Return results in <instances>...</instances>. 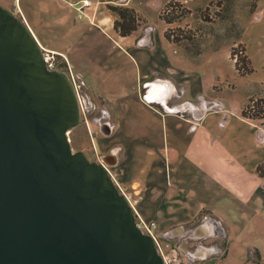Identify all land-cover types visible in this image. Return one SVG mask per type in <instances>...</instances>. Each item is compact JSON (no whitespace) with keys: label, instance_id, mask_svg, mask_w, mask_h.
Listing matches in <instances>:
<instances>
[{"label":"water","instance_id":"obj_1","mask_svg":"<svg viewBox=\"0 0 264 264\" xmlns=\"http://www.w3.org/2000/svg\"><path fill=\"white\" fill-rule=\"evenodd\" d=\"M78 115L68 77L0 6V264H164L104 165L72 151Z\"/></svg>","mask_w":264,"mask_h":264},{"label":"crops","instance_id":"obj_2","mask_svg":"<svg viewBox=\"0 0 264 264\" xmlns=\"http://www.w3.org/2000/svg\"><path fill=\"white\" fill-rule=\"evenodd\" d=\"M89 1L92 4L98 3L99 8H103L99 13L106 12V14L95 16L97 18L94 17V23L91 24L83 18L79 19L75 12L72 26L80 34L78 35L79 39L73 45L74 53L69 64L72 69L76 67L77 75L85 80L89 97H107L118 106L120 116L117 124L122 134L129 135L130 132H135L140 136L139 139L143 140L142 144L139 141H136L137 144H132V149H124L121 156L116 155L118 163H124L125 167H129L133 156L140 153L150 155L151 164L156 161L159 164L166 148L155 138L157 135L150 138L148 143L141 135L147 133L148 127L140 124L129 126V130L125 127L122 115L127 112L128 104L121 100L118 80L115 81L117 84L112 85L86 77L85 74L91 75V70L87 68L84 56L79 54V52L83 54L82 51L89 43H92L95 48L97 45L95 35L100 34L99 29L103 30L99 27L100 24H109L114 33L118 34L113 27L115 16L112 18L111 13L108 11L109 14L105 10L108 4L118 3L131 7L136 16L140 18L142 25L137 24V28L127 36L119 35L125 40L126 45H134L139 55L143 56L147 49L155 45L157 35L154 33V28L143 20L144 17L140 12L142 10L133 6L131 0H103V3L96 0ZM169 1L165 0L161 7ZM61 2L66 3L63 0ZM72 12L74 13V11ZM62 15H66V17L63 16L59 19L67 18L65 12ZM30 29L37 37L32 28ZM161 38L164 45L170 48L171 43L165 39L163 30ZM38 41L40 42L39 39ZM115 48L118 47L110 45L106 49L107 54L111 56ZM52 49L68 59L64 52ZM171 63L175 64L173 69L167 70L162 63L155 62L150 72L145 71L143 75L139 76L140 81H145L147 77L151 76L148 79L162 83L161 85L167 88V93L169 92L164 105L160 101L153 104L155 109L152 110V114H161L162 119L170 115L175 124V131L180 130L185 133L186 130L188 133V139L179 155H177V143H175L176 145L172 143L171 148H168L169 161L171 162L169 170L172 178L170 184L161 186L156 181L155 174L152 175V173L147 178L141 175L129 174L126 176V169L122 166L120 172L123 175L121 178L125 182L132 179L131 183H138V185L142 183L144 191L141 190L142 197L139 204L145 200L149 202L152 214L155 216L163 217L166 211L169 213L177 209L176 204L178 207L183 204L185 212L191 211L185 219L179 220L176 217L167 219L160 232H158V222L152 218L151 220L157 224L156 233L160 237L166 239L176 235L180 237H213L211 242L214 244L200 243L197 248L188 252V255L186 254L188 261L186 260L187 262L183 264H192L190 262L192 259L198 260L196 264H210L211 260L214 261L213 264H223V261L229 258L230 249L238 245L237 243H242L238 249L239 256L243 255V258H239L235 264H260L261 261L264 262L262 257V249H264V125H258L255 119L242 116L241 111L246 100L236 105L237 101L232 96L221 92L212 93L210 91L212 81L207 79L206 74L201 76V82H199L201 90H194L189 76L182 69L184 62L173 55ZM148 69H151L150 65L147 66ZM162 86L153 84V89L149 91L147 97L149 99L156 98L161 93ZM143 100L140 99V102L147 105V101ZM174 107L177 111L169 110ZM247 131H249V137L246 136ZM153 132L157 134L156 127L154 130L150 127V133ZM124 145L127 147L129 144L124 143ZM140 170L142 171L143 168ZM152 170L157 173L162 171L160 166H155ZM148 184L150 185L148 186ZM147 193H149V197H147ZM200 215L202 219L195 222ZM173 229L179 231L170 235L169 233ZM257 240L258 242H256Z\"/></svg>","mask_w":264,"mask_h":264},{"label":"rangeland","instance_id":"obj_3","mask_svg":"<svg viewBox=\"0 0 264 264\" xmlns=\"http://www.w3.org/2000/svg\"><path fill=\"white\" fill-rule=\"evenodd\" d=\"M96 1L103 3V0ZM164 1L131 0L133 6L142 10L140 12L144 17L143 20L153 26L154 33L157 35L155 45L147 49L143 56L137 53V48L134 45H126L125 40L114 33L109 24L99 25L103 30L99 29L100 34L95 35L97 42V45L94 44L95 48H93L92 43H89L86 49L82 51L83 54L79 52L80 56H84L87 61V68L91 70V75L85 74L86 77L98 82L102 81L104 84L111 83L113 85L119 82L121 100L128 104L127 112L122 115L125 127L128 129L129 126H134L132 123L134 119L135 126L140 124L149 128L147 133L141 134L145 141L157 135L155 138L163 143L166 148L159 164L157 161L151 164L150 155L139 153L137 156H133L129 167H125L124 163L108 167L116 176L124 192L130 196V200L139 215L146 221L154 218L158 222V232L164 228L167 219L176 217L182 220L191 211L185 212L183 204H180V207L176 204L177 209L169 213L166 211L163 217L161 215L155 216L152 214L149 202L145 200L139 204L142 191H144L142 190V183L141 185L131 183L132 179L125 182L121 178L123 175L120 172L121 166L126 169V176L129 174L141 175L147 178L152 173V175L155 174L158 184L164 186L168 183L169 185L172 178L169 170V163L171 162L169 161L168 148H171L172 143H177V155H179L188 139V133L183 129L185 133L180 130L175 131V124L170 115L162 119L161 114H152L153 108L149 107L146 102L144 103L147 105L140 102L142 98L138 93L139 76L143 75L145 71L150 72L155 62L162 63L167 70L173 69L175 64L171 63V60L174 55L184 62L182 69L189 76L194 90H201L199 82H201V76L206 74L207 79L212 81L210 91L232 96L237 101L236 105L246 100L245 106L252 103L250 102L251 99L257 103L256 101H260V98H264V0H172L178 2L179 5L176 6V12L171 22L165 21L169 17L166 13L162 16L165 19L159 17V9L161 8L160 14H163L165 9L164 6L161 7L165 3ZM114 5L121 4L114 3ZM0 6L12 11L17 17L20 16L18 11L21 10L30 28L40 40V44L46 50H51L54 53L56 62L57 60L60 61V58L57 51L52 48L64 52L68 57V63L72 61L73 45L79 39L78 35L80 34L72 26V18L75 16V10L72 6L62 3L60 0H0ZM101 10H103L102 7L99 8V11ZM63 12L67 14V18L61 20L59 18L66 17V15H62ZM109 12L113 18L115 14L112 13L111 9ZM109 12L107 11V13ZM103 14L106 12L97 13L96 16ZM137 24L142 25L138 17ZM162 30L165 39L171 43L170 48H167L162 41ZM166 33L170 34L171 39L166 38ZM175 38H177L176 41ZM110 45L118 47L113 49L111 56L107 54L106 50ZM147 64L151 66V69L147 70V66H149ZM73 70L76 73L77 68L74 67ZM116 80L118 81L115 82ZM91 115L99 116V112H93ZM255 120L258 125H264L263 119ZM150 127L153 130L156 127L157 134L154 132L151 134ZM90 128L93 131L94 143L101 142L103 144V141L98 139L102 136L98 132L96 124L93 126L90 124ZM133 130L136 131V129ZM118 134L117 131L109 141L107 138V142H122L117 138ZM68 136L71 138L73 136L74 139L69 140L72 150L77 147L90 154L92 142L88 138L83 122L77 127L70 128ZM246 136L249 137V131H247ZM139 138L131 137L135 140L134 143L137 144L136 141H139L142 144L143 140ZM119 145L112 146L110 150H108V144H104L102 147L97 146V152L99 155H114L113 153H116V147ZM120 151L116 153L117 156H121ZM155 166H160L162 171L159 173L153 171L152 168ZM141 168H143L142 171H145L142 172ZM146 195L149 197V193ZM201 219L202 216L200 215L195 222ZM211 239L213 237H180L176 235L175 237H167V239L161 237L160 241L164 254L170 259V264H183L188 261L186 254L188 255V252L197 248L200 243L204 245L214 244ZM182 240L184 242L183 249L180 248ZM237 244L230 249L229 258L223 261V264H235L239 258H243V255L239 256L240 251L238 249L242 243ZM261 247L263 248V245ZM172 248L174 252L171 251ZM262 257L264 258V249H262ZM190 262L196 264L198 260L192 259ZM209 262L213 264L214 261ZM260 264H264V262L261 261Z\"/></svg>","mask_w":264,"mask_h":264},{"label":"flooded vegetation","instance_id":"obj_4","mask_svg":"<svg viewBox=\"0 0 264 264\" xmlns=\"http://www.w3.org/2000/svg\"><path fill=\"white\" fill-rule=\"evenodd\" d=\"M60 1H62V0H60ZM63 1H65L67 4L72 6L76 12V15H77L76 9L80 5V2L82 0H78V1H74V2H68L67 0H63ZM94 5L96 7L94 14H93L92 9H89L86 7L83 9L85 15H83L81 17H78V16L77 17L79 19L83 18V19L87 20L88 23L93 24L94 19H91L92 14L94 15L93 16V18H94L97 15V13H99L98 3L94 4ZM109 5L110 4H108L106 6L107 11H110ZM10 12H12V11H10ZM18 12H19L20 16L19 17L16 16V17L19 18L21 21H23L29 27V24L25 20L24 15L21 12V10H19ZM36 39H37V37H36ZM37 41H38V39H37ZM39 44H40V42H39ZM57 55L60 58V61L57 60V62L55 63L56 64L55 65V71L62 72L68 77L71 85L74 88L76 98H77V102H78V110H79L78 121L71 128L77 127L81 124V122H83L85 129L87 130L88 138H89L90 142H92V145H93V146L92 145L90 146V154L82 151L81 149H78L77 147L75 148V150H72V151L73 152H82L90 162L102 163L105 168H108L109 166L112 167V166L119 164L118 161L116 160V153L119 150H121L120 152L123 153L124 150H122V149H126V150L132 149L131 145L134 144L135 140L131 139V137H136V139H138L139 135H136L135 132H130L129 135L124 134V133L122 134L121 131L118 129V124H117L119 116H120L118 106L114 104L112 99L107 98V97L106 98H104L102 96H98V97H94V98L92 96L89 97L87 95V88H86L85 80L82 79L81 76L79 77L76 75V73L74 72V70L72 69L70 64L68 63V60L66 58H64V56H62L61 54H58V53H57ZM64 71H66L67 73H65ZM154 83L155 82L152 81V79H146L145 81L139 80L138 93L142 99H144V95L146 94V92L148 91L150 86ZM154 99L155 98H153L151 100L152 102H147V104L150 107H152L153 109H155L153 107V104L157 102V101H154ZM93 112L94 113L99 112V116L91 115V113H93ZM133 121H135V120L133 119L132 123H133ZM89 122L92 126H93V124H96V127L98 128V132L101 133V136H102V138L99 137L98 139L102 140L103 144L101 142L94 143V141H93L94 136L92 133L93 131H91ZM68 131L66 132L67 137H68L67 140L72 141L71 139H73V136H72V138H71V136L69 137ZM117 131L119 133L117 135V138L119 140H121L123 143L120 141H117V143H108L107 138L109 141V139H111ZM146 142L149 143V139L146 140ZM124 143H128L129 145L127 147H125ZM104 144L109 145L108 150H110L112 148V146H114V145H117V144H120V145L116 147L117 151H116V153H113L114 155H112V154H110V155L100 154L99 155L97 152L98 151L97 146L102 147V145H104ZM70 146H71V144H70ZM71 149H72V147H71ZM111 155L114 156V158L111 157ZM113 162H115V163L113 165L112 164L110 165V163H113Z\"/></svg>","mask_w":264,"mask_h":264},{"label":"trees","instance_id":"obj_5","mask_svg":"<svg viewBox=\"0 0 264 264\" xmlns=\"http://www.w3.org/2000/svg\"><path fill=\"white\" fill-rule=\"evenodd\" d=\"M179 5L178 2L170 0L164 5L163 14H160V18L166 13L167 17L165 19L166 22L173 21V15L176 12V6ZM109 8L111 9L112 13L115 14V20L113 27L120 36H127L132 31H134L137 28V16L133 8L125 6V5H114L110 4ZM166 38H170V34L166 33ZM177 38H175V41ZM260 101L254 102V99H251L250 102L247 105H245L242 108L241 114L243 117L249 118V119H263L264 120V98H260ZM252 110V112H251Z\"/></svg>","mask_w":264,"mask_h":264},{"label":"built area","instance_id":"obj_6","mask_svg":"<svg viewBox=\"0 0 264 264\" xmlns=\"http://www.w3.org/2000/svg\"><path fill=\"white\" fill-rule=\"evenodd\" d=\"M89 8L92 9L93 14L94 11L96 9L95 5L92 4L91 1L89 0H82L80 2V5L77 7V16L81 17L83 15H85L83 9L84 8ZM91 16V19H93V15ZM89 18V17H88ZM92 21V20H91ZM41 48V53H42V58L44 61V64L46 66V68L48 70H55V57H54V53L51 50H46L43 46L40 45ZM107 174L109 176V178L111 179L112 183L114 184V186L116 187V189L118 190V192L120 194H122L128 201L130 208L132 209L133 213H134V218H135V222L137 227L143 232L146 233L148 235H150L155 243L156 249L158 251V253L161 255L164 264H170V259L164 254L162 245H161V237L156 233V229H157V224L155 221L150 220V221H146L144 220L139 213L137 212V210L135 209L134 204L131 202L130 200V196H128L122 186L120 185V183L118 182V180L116 179V176L114 175V173L109 169L106 168ZM172 252H174V249H171Z\"/></svg>","mask_w":264,"mask_h":264}]
</instances>
